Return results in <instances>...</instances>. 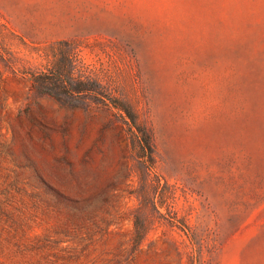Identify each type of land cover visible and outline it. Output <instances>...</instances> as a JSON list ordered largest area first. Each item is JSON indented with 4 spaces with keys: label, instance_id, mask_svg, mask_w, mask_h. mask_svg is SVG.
<instances>
[{
    "label": "rangeland",
    "instance_id": "rangeland-1",
    "mask_svg": "<svg viewBox=\"0 0 264 264\" xmlns=\"http://www.w3.org/2000/svg\"><path fill=\"white\" fill-rule=\"evenodd\" d=\"M0 264H264V0H0Z\"/></svg>",
    "mask_w": 264,
    "mask_h": 264
},
{
    "label": "trees",
    "instance_id": "trees-1",
    "mask_svg": "<svg viewBox=\"0 0 264 264\" xmlns=\"http://www.w3.org/2000/svg\"><path fill=\"white\" fill-rule=\"evenodd\" d=\"M52 80H54V81H52L50 83H45V84H48V86L45 88V91L47 94L58 96V92H59V94H65V95H71L73 93L72 91H76L78 93L82 92V88L80 87V85H74L70 81H69L70 87H68V82H65L63 80L62 75H57ZM51 86L54 89H51ZM54 90H56V91H54ZM146 138H148V137H145V141L144 140L143 141L145 142V144L147 146H149L150 145V142L148 140L149 138L148 139H146Z\"/></svg>",
    "mask_w": 264,
    "mask_h": 264
}]
</instances>
